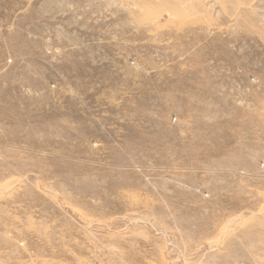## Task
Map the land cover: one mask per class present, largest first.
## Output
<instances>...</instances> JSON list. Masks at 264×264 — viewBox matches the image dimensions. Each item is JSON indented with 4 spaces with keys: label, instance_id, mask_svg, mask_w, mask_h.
Here are the masks:
<instances>
[{
    "label": "rangeland",
    "instance_id": "1",
    "mask_svg": "<svg viewBox=\"0 0 264 264\" xmlns=\"http://www.w3.org/2000/svg\"><path fill=\"white\" fill-rule=\"evenodd\" d=\"M0 264H264V0H0Z\"/></svg>",
    "mask_w": 264,
    "mask_h": 264
}]
</instances>
